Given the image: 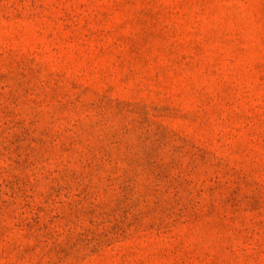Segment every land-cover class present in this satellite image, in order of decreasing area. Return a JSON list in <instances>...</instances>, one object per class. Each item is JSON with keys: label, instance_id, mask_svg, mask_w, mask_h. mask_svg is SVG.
I'll return each instance as SVG.
<instances>
[{"label": "rangeland", "instance_id": "obj_1", "mask_svg": "<svg viewBox=\"0 0 264 264\" xmlns=\"http://www.w3.org/2000/svg\"><path fill=\"white\" fill-rule=\"evenodd\" d=\"M0 264H264V0H0Z\"/></svg>", "mask_w": 264, "mask_h": 264}]
</instances>
